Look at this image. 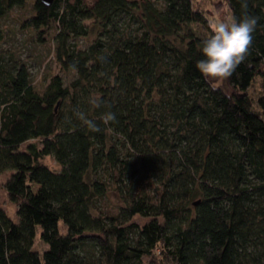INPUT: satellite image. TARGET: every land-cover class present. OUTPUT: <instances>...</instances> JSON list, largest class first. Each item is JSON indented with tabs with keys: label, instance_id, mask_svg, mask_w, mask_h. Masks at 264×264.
Instances as JSON below:
<instances>
[{
	"label": "trees",
	"instance_id": "obj_1",
	"mask_svg": "<svg viewBox=\"0 0 264 264\" xmlns=\"http://www.w3.org/2000/svg\"><path fill=\"white\" fill-rule=\"evenodd\" d=\"M26 1L0 0V19ZM225 1L241 18L242 0ZM247 4L253 43L213 90L193 0H32L29 25L42 41L53 30L75 73L38 89L0 49V176L17 214L0 206V264H264V0Z\"/></svg>",
	"mask_w": 264,
	"mask_h": 264
},
{
	"label": "rangeland",
	"instance_id": "obj_2",
	"mask_svg": "<svg viewBox=\"0 0 264 264\" xmlns=\"http://www.w3.org/2000/svg\"><path fill=\"white\" fill-rule=\"evenodd\" d=\"M85 1L91 2V0ZM193 1L195 5L203 11L209 24H211L214 18H217L220 15H226L230 18V11L225 0ZM31 14L32 0H27L24 6L10 9L0 19L5 32V39L0 45V49L12 53L15 58L27 63L31 71L32 82L38 89H42L47 84L50 77L54 74L61 75L64 82H68L71 78H73L75 72L73 70H64L56 60L54 55V44L51 38L53 30H50V33H44L43 35H45V40H40L39 31H42V28L36 30L29 25V17ZM81 43H83L82 40L79 41V44ZM222 84H224V81ZM249 92L253 96H257L258 93H260L258 77L249 88ZM44 162L50 168H59L57 162H55V160L49 155L45 156ZM8 175L9 172H5L0 176V206L7 211L11 218L17 220L16 205L9 201L4 188V181ZM110 197L109 201L114 203V196L110 194ZM108 202H104L102 200L99 206H103V209L106 207V204L104 203ZM136 219L140 222L145 220V218H140L139 216H137ZM34 244L35 248L40 251L47 248V245L40 240V228L37 229ZM151 263L152 262L149 257H144L141 264Z\"/></svg>",
	"mask_w": 264,
	"mask_h": 264
},
{
	"label": "clouds",
	"instance_id": "obj_3",
	"mask_svg": "<svg viewBox=\"0 0 264 264\" xmlns=\"http://www.w3.org/2000/svg\"><path fill=\"white\" fill-rule=\"evenodd\" d=\"M244 12L241 18L220 15L214 18L210 24V35L203 40L201 52L204 59L197 62L196 68L205 78L213 90L217 85L229 79L238 66L244 62L248 51L253 43V33L256 31L258 18L250 15L247 11V0L241 4ZM100 61L106 62V57H99ZM91 103L99 108L103 100L97 96ZM79 120L92 132H99L97 123L87 118L84 112L76 113ZM103 123L108 125L116 121L113 112H106L102 116Z\"/></svg>",
	"mask_w": 264,
	"mask_h": 264
},
{
	"label": "water",
	"instance_id": "obj_4",
	"mask_svg": "<svg viewBox=\"0 0 264 264\" xmlns=\"http://www.w3.org/2000/svg\"><path fill=\"white\" fill-rule=\"evenodd\" d=\"M44 4L49 5L53 0H41Z\"/></svg>",
	"mask_w": 264,
	"mask_h": 264
}]
</instances>
